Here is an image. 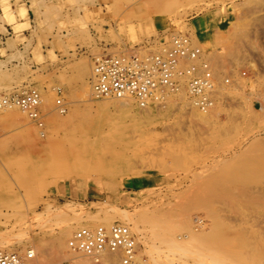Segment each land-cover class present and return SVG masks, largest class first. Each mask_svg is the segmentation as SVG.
I'll return each instance as SVG.
<instances>
[{
    "label": "rangeland",
    "instance_id": "rangeland-1",
    "mask_svg": "<svg viewBox=\"0 0 264 264\" xmlns=\"http://www.w3.org/2000/svg\"><path fill=\"white\" fill-rule=\"evenodd\" d=\"M178 34L205 53L181 67L214 79L207 112L189 76L142 107L88 91L95 56ZM31 90L36 118L12 103ZM133 216L144 260L159 243L172 264H264V0H0V249Z\"/></svg>",
    "mask_w": 264,
    "mask_h": 264
},
{
    "label": "built area",
    "instance_id": "built-area-1",
    "mask_svg": "<svg viewBox=\"0 0 264 264\" xmlns=\"http://www.w3.org/2000/svg\"><path fill=\"white\" fill-rule=\"evenodd\" d=\"M150 45L95 56L92 78L95 94L99 97L128 96L144 105L161 89L177 90L178 79L189 76L188 91L196 103L203 106V101L210 98L205 92L209 84L207 75H198L194 64L181 67L183 60H196L200 56L199 47L194 46L186 34L173 35L170 45L160 51L150 50ZM12 103L28 110L31 117H37L40 98L35 90L14 97ZM68 243L75 251L96 257L105 251L120 252L123 264H142L137 257L136 236L128 225L121 222H115L109 228L102 225L79 228ZM34 259L35 253L31 249L24 254L0 251V264H33Z\"/></svg>",
    "mask_w": 264,
    "mask_h": 264
},
{
    "label": "bare ground",
    "instance_id": "bare-ground-1",
    "mask_svg": "<svg viewBox=\"0 0 264 264\" xmlns=\"http://www.w3.org/2000/svg\"><path fill=\"white\" fill-rule=\"evenodd\" d=\"M238 36V35H237ZM190 37V39H191V41H196V42H198L197 40H196V36L195 37H193V36H189ZM193 43V42H192ZM195 44V43H194ZM196 46V45H195ZM198 46V45H197ZM199 47V46H198ZM134 49V48H133ZM199 49L200 50H202V48H200L199 47ZM131 50V49H130ZM115 52V51H114ZM116 53V52H115ZM203 53V52H202ZM202 53H200V54H202ZM203 54H205V53H203ZM201 57V56H200ZM201 59V58H200ZM186 60V59H185ZM185 60H183V61H185ZM190 60V59H189ZM202 60V59H201ZM196 61H197V59H196ZM196 61H192V62H195V65H200V63L202 62H200V63H198V64H196ZM213 61V60H212ZM187 62V64H188V60L186 61ZM190 64H191V62H190ZM218 65H219V63H218ZM217 65V66H218ZM203 67H204V65H202ZM206 66V65H205ZM184 67H186V66H184ZM207 68H209V67H207ZM197 69H199V68H197ZM206 70V69H205ZM204 70V72H206ZM209 70V69H208ZM222 71V70H221ZM203 72V71H202ZM201 72V73H202ZM92 74H94V71H93V73ZM209 74V73H208ZM210 75V74H209ZM207 76V79H209V84H208V86L205 88V92H206V94L207 95H209L210 96V93L214 90V84H213V82L212 81H214V79L212 80L211 79V75L210 76ZM202 76H203V74H202ZM92 78H93V76H92ZM92 81V80H91ZM184 81V80H183ZM180 82V81H179ZM188 82V81H187ZM182 83V82H181ZM182 84H180V86H181ZM218 86V85H217ZM181 88H182V86H181ZM221 90V89H220ZM88 91L89 92H93V94H95V92H94V89H93V83H91L90 82V85H88ZM172 91V90H171ZM168 92V89H161L160 91H158V92H156V94L153 96V98L155 97L156 99H160V98H162L163 97V95L165 94V93H167ZM175 92V91H174ZM178 92H179V90H178ZM166 96V95H165ZM203 96V95H202ZM101 98H104V99H108V100H117V101H120V102H123V101H126V100H135V99H133V98H131V97H101ZM130 98V99H129ZM153 98H150L147 102H150ZM163 99V98H162ZM202 99H204V97H202ZM5 101V100H4ZM136 101V100H135ZM213 99H211V98H207L205 101H203V106H199V108H200V110L202 111V112H207L209 109H210V107L212 106V104H213ZM139 106H144L143 104H141L140 102H136ZM148 104V103H147ZM3 105V104H2ZM117 105V104H116ZM8 106V104H6L5 103V105L3 106V109H5L6 107ZM109 108V106H106V108ZM146 107V106H145ZM105 109V108H104ZM103 110V109H102ZM109 110V109H108ZM130 111V110H129ZM204 120H206V118H204ZM221 189V188H220ZM223 189V188H222ZM203 195H204V193H203ZM238 195H242L243 197H249V198H253V194L251 193V192H248V191H242V190H239L238 192H233V193H231V194H227V198H233V199H235ZM224 196V195H223ZM198 197V196H197ZM255 197V196H254ZM226 199V198H225ZM254 199V198H253ZM236 201H238V200H236ZM202 202V201H201ZM211 202H212V200H211ZM226 202V201H225ZM229 202V201H228ZM190 205V204H189ZM204 205V204H203ZM242 206H244L243 204H241ZM201 206V205H200ZM80 207V206H79ZM85 207V206H84ZM174 207V206H173ZM88 208V207H87ZM161 208H163V207H161ZM238 208V207H237ZM241 208V207H240ZM246 208V207H245ZM192 209V208H191ZM165 210V209H164ZM192 210H194V209H192ZM158 212V211H157ZM159 213H161V212H159ZM153 214H155V211H154V213ZM138 215V214H137ZM136 215V216H137ZM146 216H147V214H145ZM135 216V215H134ZM134 216H133V218H128V219H126V220H122L123 221V223L124 224H126V225H128L129 227H130V229H131V231L134 233L135 232V234H136V232L137 233H140V236H142L143 235V240H145V235L144 234H142L141 235V233H143L142 232V229H141V227H139V223H140V221L141 220H138V218L137 217H135V219H134ZM150 216H151V214H150ZM91 217V216H90ZM96 216L95 215H93V217H92V222H95L96 220L94 219ZM139 217H142L141 215L139 216ZM145 217V216H144ZM149 217V216H148ZM152 217V216H151ZM170 217V216H169ZM89 218V217H88ZM87 218V219H88ZM137 218V219H136ZM150 218V217H149ZM72 218H70V220H71ZM78 219V218H77ZM77 219H75V220H77ZM80 219V218H79ZM78 219V220H79ZM140 219V218H139ZM143 219V218H142ZM146 219V218H145ZM144 219V220H145ZM76 221V222H73V221H68V222H66L63 226H62V228H61V232H59V235H57L54 239H53V241H52V243L50 242V243H48V241H47V239H46V241H44V240H37V241H34V242H32L33 243V245L32 246H28V247H26V244H24L23 246H22V250L21 251H25L24 253H26V251L28 250V249H31L34 253H35V259H34V261L32 262L33 264H36L39 260H40V258L41 259H43L45 262H46V264H59L58 262H59V260H61V259H63V258H67V256H70L69 254H70V252H71V250H74L73 248H71L70 246H69V243H68V241H69V239H70V237H69V235H71V232L74 230V229H76V230H78L79 228H82V227H91L92 226V224H90V223H88L87 221L86 222H82V221ZM91 220V219H90ZM152 220H154L153 218H152ZM183 220V219H182ZM181 220V221H182ZM160 221V220H159ZM146 222V221H145ZM164 222V221H163ZM99 223H100V225H102V226H105V227H107V228H109L110 226H111V222L110 221H108V220H100L99 221ZM122 223V222H121ZM166 223V222H165ZM215 223V222H214ZM168 224V223H167ZM173 224V223H172ZM158 225V224H157ZM217 225V224H216ZM146 226V225H145ZM149 227V226H148ZM147 227V229H149V228H151V233L153 234V236L154 237H156L154 240L156 241V239H160L161 240V242L162 241H164V240H162V238H161V234H162V229H163V231L166 229V228H161V227H159V226H151V227H149L148 228ZM2 228H3V226H2V223H0V230L3 232V230H2ZM146 229V230H147ZM168 229V228H167ZM75 230V231H76ZM218 230V229H217ZM74 231V232H75ZM144 232H145V230H143ZM147 232H148V230H147ZM150 232V231H149ZM146 233V232H145ZM148 233H146V235H147ZM138 236V235H137ZM69 237V238H68ZM139 237V236H138ZM201 237V236H200ZM202 238H203V236H202ZM40 239V238H39ZM136 239H138L137 237H136ZM195 239V238H194ZM200 239V238H199ZM205 239V238H204ZM49 240V239H48ZM176 240V239H175ZM184 240V239H183ZM202 240V239H201ZM138 241V240H137ZM147 241H149V240H147ZM154 241V242H155ZM159 241V240H158ZM170 241H172L171 239H170ZM160 242V244H162V243H166L165 241L164 242H162L161 243ZM169 242V241H168ZM184 242V241H183ZM183 242H181V243H183ZM185 242H187L186 240H185ZM184 242V243H185ZM190 242H192V241H190ZM138 243V242H137ZM147 243V242H146ZM156 243H158V242H156ZM171 243V242H170ZM179 243V242H178ZM180 243V244H181ZM196 244L198 243H200L199 241L198 242H195ZM209 243V242H208ZM148 244V243H147ZM149 244H151V243H149ZM153 244V243H152ZM172 244V243H171ZM171 244H170V246H171ZM193 244V243H192ZM202 244V243H201ZM210 244V243H209ZM158 245H159V243H158ZM158 245H156V244H153V245H150L151 246V250L149 249L148 251L149 252H147L148 253V259H146V260H144V258L142 257V255L140 254L141 252H139V250H138V258L142 261V264H169V263H171V262H168V260H167V258L166 259H164V258H162V259H160V258H158V257H161L162 255H163V250H162V248L163 247H165V246H162V248L161 247H158ZM163 245V244H162ZM167 245V244H166ZM173 245V244H172ZM174 245H177L176 244V242H175V244ZM173 245V246H174ZM188 245V243L185 245V246H187ZM207 245V244H206ZM11 246V245H10ZM184 246V247H185ZM203 246V245H202ZM176 247H178V245L176 246ZM175 247V248H176ZM180 247V246H179ZM201 247V246H200ZM218 247V246H217ZM148 248H150L149 246H148ZM214 248V247H213ZM180 249H184L183 247L182 248H180ZM180 249H178L179 250V252H181V250ZM185 249H186V247H185ZM210 249V248H209ZM172 250H174V249H172ZM199 250V249H198ZM202 250V249H201ZM205 250V249H204ZM206 250H208V249H206ZM214 250V249H213ZM0 251L1 252H4V251H7V252H13L11 249H9V250H3L2 248L0 249ZM75 251V250H74ZM168 251V250H167ZM183 251H185V250H183ZM194 251V250H193ZM209 251V250H208ZM215 251H216V249H215ZM76 252H79V251H76ZM160 252H162V255H161V253ZM166 252V251H165ZM187 252V251H186ZM205 252V251H204ZM203 252V253H204ZM23 253V252H22ZM80 254L79 255H77L78 256V258L75 260V263H78V264H114L115 262H114V260H113V256H114V254H116V253H110V252H108V251H105V252H103V253H101V254H99L97 257L96 256H93V255H89V254H86V253H84V252H79ZM118 253V252H117ZM144 252H142V254H143ZM171 253H172V251H171ZM183 253H185V252H183ZM189 253H191L192 254V252H189ZM189 253H186V254H189ZM194 253V252H193ZM72 254V253H71ZM165 254V253H164ZM175 252H173V255L175 256ZM180 254V253H179ZM182 254V253H181ZM190 254V255H191ZM198 254V253H197ZM199 254H201V253H199ZM207 254V253H206ZM168 255V254H167ZM194 255V254H193ZM193 255H191L190 257H194ZM179 256V258L181 259V256L180 255H178ZM178 256H177V258H178ZM183 256H185V255H183ZM182 256V257H183ZM187 256V255H186ZM198 256H200V255H198ZM146 257V256H145ZM170 257V256H169ZM206 257H207V255H206ZM171 258V257H170ZM169 258V259H170ZM187 258V257H186ZM196 258H198V257H196ZM185 259V258H184ZM195 259V258H194ZM202 259H204V258H202ZM173 260H175L176 261V259H173ZM179 260V259H178ZM199 260V259H198ZM197 260V261H198ZM121 261V260H120ZM181 261H183L182 259H181ZM74 263V264H75ZM182 263V262H181ZM172 264V263H171Z\"/></svg>",
    "mask_w": 264,
    "mask_h": 264
}]
</instances>
